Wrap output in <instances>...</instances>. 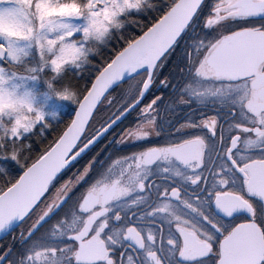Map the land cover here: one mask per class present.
<instances>
[{"label":"flooded vegetation","instance_id":"obj_1","mask_svg":"<svg viewBox=\"0 0 264 264\" xmlns=\"http://www.w3.org/2000/svg\"><path fill=\"white\" fill-rule=\"evenodd\" d=\"M219 1L212 3L213 8ZM235 12L236 9L230 8L227 16H221L228 17L231 26L223 34H213L220 39L204 53L201 60L204 68L197 74L202 83L201 89L196 90L198 96H188V102L182 103L179 102L182 85L158 82L164 84L162 88L153 84L154 93L165 98L164 104L156 109L157 129L154 135H149L154 143L137 141L139 147L124 154L121 161L98 162L93 173L91 191L95 203L92 207L81 209L79 213L68 208L54 216L37 232L41 235L31 249L20 239V226L9 234L8 243L0 244V253L10 250V264H68L66 258L61 261L51 254L48 257L46 252L51 253L59 246L66 256L73 255L69 236L74 237L78 250L83 251L76 264H109L110 258L116 264H175L178 256L174 255L175 248L168 241L176 238L180 228L190 233L194 260L211 252V259H205L203 264H264V229L257 224L254 211V200L264 201V164H261L264 144H250L251 140L258 139V132L264 131V31H260L264 26L254 18L245 24ZM195 25L189 30H195ZM237 32H244L242 38L254 43L249 46L258 51V60L241 76L232 79L222 73L218 60L210 56ZM201 42L197 49L203 47ZM167 60L155 69L156 75ZM177 63L185 71L184 81L192 83L189 81L190 62L184 54L177 58ZM209 116L220 118L225 138L238 131L234 151L243 171L230 169L223 163L219 157L228 153L221 152L219 145L214 151L201 153L199 161L184 163L174 154L173 149L184 139L181 133L185 129L180 125ZM109 149L111 146L101 147L92 159L103 158ZM146 157L151 163L144 162ZM201 164L205 165V170L199 167ZM77 169H73V173ZM197 177H203V182ZM192 180L197 183L193 184ZM174 189L176 195H173ZM217 189V198L234 209L239 221L237 228H242L237 234L235 228L219 243L210 237L209 229L202 222L206 212L215 219L209 210L208 193H215ZM130 234L136 239H131ZM137 240L144 243L143 249ZM37 253L46 258L35 260L33 256ZM153 256L157 259L153 260Z\"/></svg>","mask_w":264,"mask_h":264},{"label":"snow or ice","instance_id":"obj_2","mask_svg":"<svg viewBox=\"0 0 264 264\" xmlns=\"http://www.w3.org/2000/svg\"><path fill=\"white\" fill-rule=\"evenodd\" d=\"M144 3L145 0H136L130 7L128 5L117 7L113 0H35L36 14L41 21V30L48 29L51 31L49 25L55 22L52 19L54 16L65 21H71L74 18L85 21L82 25H75L70 22L60 25L63 31L59 34V43L55 40L47 41L49 52H52V45L58 49L55 58L50 61L52 70L60 72L69 60L75 63L80 59L83 50L78 46L77 38L81 33L84 40L94 38L101 41L113 28H123L120 17L125 12H138ZM229 7L236 9L234 15L244 20L245 24L254 18L256 22L264 26V0H235ZM152 9L156 13L152 17V23L144 28L138 36L125 41L121 49L109 59L101 61L95 71L86 79L82 90L77 95L74 96L65 92L60 96L63 100L76 102L77 107L72 109L75 119L70 120L69 124L56 133V139L46 149L40 151V148H37L40 155L36 160L29 165L27 162L21 164L20 157L16 153H11L6 157L10 165L15 166L13 170L14 179H9L6 186L0 188V192L5 194L4 198L0 199V228L17 220L21 223L31 221L28 232V237L31 239L46 223L54 216L64 212L65 209L71 208L74 213H79L81 209L92 207L95 203L91 191L94 180L93 173L96 164L99 162L92 159L96 146L125 121L134 123L130 119L134 113L147 112L153 107L159 110L160 105L164 104L165 98L157 96L153 92L155 81L152 77L155 74V69L163 64L169 52L173 49H179L180 43L185 41L188 30L194 23L202 18L205 19L206 24L215 23V21L209 20V15L215 14L212 0H171V2L160 0L158 4L152 5ZM0 22L21 27L14 19L13 14L4 10H0ZM260 31H264V27ZM29 35H31V30ZM206 35L207 39L201 42L204 45L203 50H197L199 57L196 64H190L191 70L197 74L201 73L204 68L201 63L204 53L220 39V37H214L212 30H209ZM4 39L6 38H0V47L4 46ZM35 39L39 42L43 37L37 34ZM134 44L137 45V48L133 49L131 46ZM145 49L152 50L154 63L149 62L144 68L132 71L129 75L128 71L134 67L136 61L148 59L143 55ZM8 50V54L15 58L10 41L8 42ZM184 55L186 60L190 62L192 53L185 52ZM149 67L152 68L151 75ZM94 90L97 91L94 92ZM101 90L102 94H98ZM117 94H119V98ZM85 102L94 104V107L91 108V115L84 126V132L80 133L75 143L67 149V155L54 153L56 146L65 141L76 121L80 118ZM105 103L109 107H105ZM113 104L119 106L110 111L109 108ZM141 104L144 105L143 109L140 107ZM41 118L38 117L37 119ZM23 127L26 133L48 127L49 135H52L48 125L41 124L38 127H33L29 123ZM143 127L133 129L131 134L135 136L137 141L143 140L146 143H154L149 134L143 130ZM180 127L185 129L181 133L184 139L173 149L178 159L183 160L184 163L191 160L199 161L201 153L207 154L209 150L214 151L219 145L221 152L228 153V155L219 157L223 163L230 169L244 170L241 167V162L236 159L234 151L236 150L235 141L238 138V131L225 138L218 116H209L198 122L190 121L181 124ZM101 129L103 130L101 135L96 136L97 131ZM257 137L258 139L251 140L250 144H264V131L258 132ZM23 138L15 132L13 133V139ZM217 155L219 156V153ZM49 156L53 158L49 159L46 165L41 166V162ZM144 162L151 163V159L146 157ZM261 164H264V160L261 161ZM78 165L79 168L77 169ZM199 167L205 170V165L201 164ZM73 169H77V171L73 173ZM197 180L203 182V177H197ZM197 180H192V183L196 184ZM176 191L173 190V195H176ZM86 193L87 195H85ZM218 196V189L215 193H208V198L211 201L209 210L215 219L213 216H209L207 212L202 217L203 225L209 229L210 237H214L217 243L225 239L239 226L234 209L225 206L217 198ZM33 200L34 202H32ZM254 205V211L258 217L256 222L264 229V201L256 199ZM77 218L81 217L78 216ZM245 219L248 217L246 216ZM219 222H222L224 226ZM130 238L136 239L131 234ZM68 242L72 245L73 255L66 256L59 246L51 250V255L54 258H60L61 261L66 258L68 264H76V259L82 257L83 251L78 250V245H76L73 236H69ZM136 242L141 249L144 248L142 241L137 240ZM168 243L174 246V255L178 256L175 264H203L205 259H211V252L206 256H201L199 260L192 258L193 242L190 233L183 228L178 229L176 238L169 240ZM210 247L214 249L215 245H210ZM9 255L10 250L0 253V264H10ZM152 259L156 260L157 257L153 256ZM109 264H116V262L110 258Z\"/></svg>","mask_w":264,"mask_h":264},{"label":"rangeland","instance_id":"obj_3","mask_svg":"<svg viewBox=\"0 0 264 264\" xmlns=\"http://www.w3.org/2000/svg\"><path fill=\"white\" fill-rule=\"evenodd\" d=\"M170 1L171 0H169V2ZM231 1L232 0H221L216 3L213 8V12L215 14L209 15V20L215 21V23L206 24V21L204 20V23H201L199 28L207 32L212 30L213 34L219 33L218 35L227 32L225 29L231 26L229 24L230 20L228 17L223 18L221 16L228 15ZM113 2L117 5V7L122 5H128L130 7L131 4L136 2V0H113ZM159 2L160 0H145V3L142 5L140 11L125 12V14L120 17V22L123 24V28H113L101 41H97L94 38L84 40L83 34L81 33L77 38V43L83 50V55L75 63H72L69 60V62L64 64L62 71L55 72L52 70L50 61L55 58V54L58 52V49L55 45H52V52H49V45L47 41L55 40L59 43V34L63 31L60 25L68 22L75 25H82L85 21L79 18H74L71 21H65L58 16H54L52 19L55 22L49 25L51 31L48 29L41 30V21L36 14L35 0H0V10L12 13L14 19L21 26L18 28L4 22H0V38H6L4 39V46L6 48L5 57L7 56V58L4 59L0 58V154L6 152H10V154L14 153L13 149L10 151L5 150L3 146L4 140L9 139L11 144H14L15 141L19 140L13 139L14 132L18 136L22 137L27 134L24 132V125L29 123L32 124L33 127L41 124L45 125L48 121H56L60 119L61 113H70L74 105H76V102L74 100H63L60 96L65 92L74 96L78 93H75L66 87L56 86L60 85L59 82L61 81L63 75H65L68 71L81 72L82 70H85L86 67L91 66L93 60H99L101 58L100 53L102 50L105 49L106 51L109 49V44L113 41L111 38L113 37L112 35L114 34V36L116 35L117 38H120L123 34L124 28H126L124 27L125 24L127 27L131 26L129 28H133L137 32L141 31L144 21H147L151 16L156 15V13L153 12L152 5H156ZM216 6L219 7L217 8ZM145 17H147V19H145ZM195 26L196 29L198 25ZM30 30L31 35H29ZM207 32H198L199 38L206 40ZM37 34L43 37V39L39 42L35 39ZM9 41L11 42V49L12 52H14L15 58H13L11 54H8ZM179 67L180 66L177 68V73H179V77H181L183 72L182 70L179 71ZM193 75H195V77L192 79L197 80H192L189 77V81L191 80L192 83L184 81V76L183 78L181 77L182 80L178 77V75L174 77V79L178 80L175 85H182L181 90L183 95L181 96L179 102L187 103L188 96H198L196 94V90L201 89L200 87L202 86L200 85H202V83L200 84L197 73L193 72ZM153 79L155 81L154 85H157L159 81L157 80L156 74ZM158 85L162 87L161 85L164 84L162 83ZM185 93H187V96ZM118 106V104H113L109 110L112 111ZM105 107H109V105L105 103ZM143 107L144 105L141 109H143ZM38 117L42 118L37 119ZM133 117L132 121H134V123H128V127L124 128L125 130L122 133L114 135L107 141L106 144L101 146L102 148L104 146H111V149L104 154L105 156H103V158H98L96 161L118 162L124 158V154L138 148L139 145H137V140L135 136L131 134L133 129L144 126L143 130L145 132L149 135H154V131L157 129L156 108H150L147 112H137ZM98 150L100 151V149ZM31 223V221H24L19 229V232H21L20 234H22L20 239L21 241H24L27 249L34 247L41 235V232L38 234L36 233L35 236L29 239L28 232L30 230ZM15 241L16 239L14 242ZM46 253L48 257L50 256L49 254H51L48 252ZM33 258L35 260H41L46 257L37 253L33 256Z\"/></svg>","mask_w":264,"mask_h":264},{"label":"trees","instance_id":"obj_4","mask_svg":"<svg viewBox=\"0 0 264 264\" xmlns=\"http://www.w3.org/2000/svg\"><path fill=\"white\" fill-rule=\"evenodd\" d=\"M215 0H212V3ZM171 2V1H170ZM152 17H150L149 20L144 21L141 31L146 28L150 23H152ZM202 20L200 19L197 21V28L193 30L192 32L188 30V36L185 38V41H182L179 45V49H173L172 52L168 55L167 62L160 68L157 72V80L160 81H171L172 83H176L178 80L174 79L176 75L179 77L178 72V66H180L177 63V58L181 57V55L185 54V52L188 50L192 53L190 64L194 65L199 57V51L197 50H203V47H198L197 44L201 40L204 41L205 39L199 38V33H204L201 28H199V25H201ZM123 34L120 36V38H117V36L114 34L112 35V42L109 44V49L105 51V49L102 50L100 53L101 58L99 60H93L92 65L89 67H86L85 70H82L81 72H66L65 75L61 78V81L59 82L60 85H56L58 87H66L75 93H79L83 85L86 82V79L95 71V68L99 66L101 61H106L109 59L112 55H114L116 52H118L121 49V46L125 43L127 40H131L139 35V32L135 31L133 28H129L125 26ZM200 30V31H198ZM123 37V39H122ZM193 44L192 46H190ZM169 61H171L169 63ZM177 64V65H176ZM190 67V66H189ZM179 71L182 70V78L185 75L184 69L180 66ZM191 74L189 72V77L192 79L195 77L193 75V71L191 70ZM181 77H179L181 79ZM182 80V79H181ZM180 81V80H179ZM119 97V94H118ZM174 97H177L174 95ZM77 104L74 105L73 108H76ZM135 114V113H134ZM133 114V116H134ZM74 113L72 111L68 114L61 113L60 119L56 121H48L45 125L50 126V129L52 131V135H49V128H40L39 131H34L32 133H27L23 135V139H19L18 141H15L14 144H11L9 139H5L3 146L6 151H10L13 149L14 153L18 154L20 157L21 164L27 162L29 165H31L36 158L40 155V152L37 151V148H40V151H43L48 147L49 144L52 143L53 140L56 139V133H58L62 128L65 127V125L69 124L70 120H72ZM131 120L133 117L130 118ZM129 121H125L124 124L120 125L115 129V131L111 132L106 139L103 140L102 143L98 144L94 150V154H97L98 149L101 148L102 145L106 144L107 141L112 138L114 135L120 134V131L125 127H128ZM37 125L36 127H38ZM31 145V147H30ZM10 154V152H6L3 154H0V188H4L9 181V179H14L13 170L14 165H10L6 157ZM92 155V156H93ZM99 155V154H98ZM1 193V192H0ZM10 236H6L4 239L0 241L1 243H8V239Z\"/></svg>","mask_w":264,"mask_h":264},{"label":"water","instance_id":"obj_5","mask_svg":"<svg viewBox=\"0 0 264 264\" xmlns=\"http://www.w3.org/2000/svg\"><path fill=\"white\" fill-rule=\"evenodd\" d=\"M244 32H237L233 34L231 37L227 38L222 42V44L217 47L211 54L210 57L218 60L220 66L222 67V73L230 78H237L241 76L246 70H248L251 66H254L256 60H258L257 53L258 51L253 50L249 45L254 43H249L242 38ZM131 48H137V45H132ZM131 51V49H129ZM5 48L0 47V58L5 56ZM143 55L148 59L144 61H136L134 63V67L128 71L130 75L132 71H138L144 68L149 62L154 63V55L152 50L145 49L143 51ZM251 61H253L251 63ZM149 73L152 74V68L149 67ZM123 74V73H121ZM153 78V77H152ZM97 90H94L96 92ZM102 94V90L100 93ZM94 107V104L89 102H85V107L81 112L80 118L76 121L73 129L69 132L68 136L65 138V141L61 142V144L57 145L54 149V153H63V155H67V149L70 148L71 144L75 143V140L79 137L80 133L84 132V126L88 122V117L91 115V108ZM75 119V114L73 115L72 120ZM101 129L96 133V136H100ZM96 139V137H93ZM52 156H49L45 159V161L41 162V166L47 164L49 159H52ZM71 159V158H70ZM4 193H0V199L4 198ZM34 202V200L32 201ZM22 223L18 220L5 225L3 228H0V240L14 231L17 227H19ZM242 228H237L235 230V234L240 233ZM256 240L254 239V243Z\"/></svg>","mask_w":264,"mask_h":264}]
</instances>
